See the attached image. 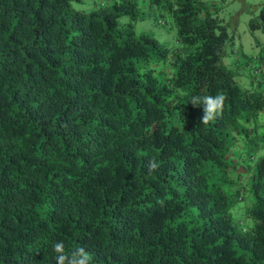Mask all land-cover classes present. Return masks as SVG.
I'll return each instance as SVG.
<instances>
[{
	"label": "trees",
	"instance_id": "trees-1",
	"mask_svg": "<svg viewBox=\"0 0 264 264\" xmlns=\"http://www.w3.org/2000/svg\"><path fill=\"white\" fill-rule=\"evenodd\" d=\"M70 1L0 0V264H56V242L91 264H264V93L221 61L213 4ZM247 24L264 33V6ZM217 94L201 123L191 98Z\"/></svg>",
	"mask_w": 264,
	"mask_h": 264
},
{
	"label": "rangeland",
	"instance_id": "rangeland-1",
	"mask_svg": "<svg viewBox=\"0 0 264 264\" xmlns=\"http://www.w3.org/2000/svg\"><path fill=\"white\" fill-rule=\"evenodd\" d=\"M93 1L96 0L70 1V5L75 8H86L90 7ZM208 2L213 4L212 8H209ZM205 4L218 22L225 25L229 35H232V43L225 44L221 61L234 72L235 83L241 88L255 89L258 88L256 77H259V89L264 93V74L256 72L259 68L264 73V33L258 29H250L247 24L249 18L257 16L259 9L264 6V0H205ZM145 12L152 16L157 15L158 11L151 7ZM123 21L119 19V23ZM143 28L154 31L161 42L173 46L177 44L174 27L169 28L166 24L155 23L154 20L135 24L136 32ZM233 58L238 60L245 58L248 62L235 67L232 63ZM234 212L242 216L243 209L237 208Z\"/></svg>",
	"mask_w": 264,
	"mask_h": 264
},
{
	"label": "clouds",
	"instance_id": "clouds-1",
	"mask_svg": "<svg viewBox=\"0 0 264 264\" xmlns=\"http://www.w3.org/2000/svg\"><path fill=\"white\" fill-rule=\"evenodd\" d=\"M233 61H238V59L233 58L232 63ZM239 61H243V65L248 62L245 58ZM257 71L258 70H256V72ZM224 100L225 97L222 94H217L216 96H193L190 103L193 107L202 106L203 115L200 121L203 124H208L218 116L222 110ZM157 168L158 164L155 160H150L148 164L149 173ZM52 248L53 252L56 253V264H91L92 258L83 247L75 248L70 254L65 253L63 242H56L53 244Z\"/></svg>",
	"mask_w": 264,
	"mask_h": 264
}]
</instances>
